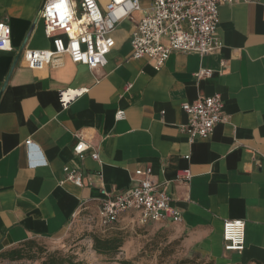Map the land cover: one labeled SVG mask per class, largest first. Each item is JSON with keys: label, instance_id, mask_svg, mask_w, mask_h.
<instances>
[{"label": "crops", "instance_id": "crops-1", "mask_svg": "<svg viewBox=\"0 0 264 264\" xmlns=\"http://www.w3.org/2000/svg\"><path fill=\"white\" fill-rule=\"evenodd\" d=\"M42 2L0 0L12 44L0 51V251L53 237L80 211L98 216L102 187L118 193L149 166L180 214L167 222L193 251L216 264H264V0L221 4V46L204 55L174 51L158 70L130 55V33L151 4L139 0L142 10L112 31L104 66L61 54L35 71L22 52L52 47L38 17ZM202 68L211 73L197 78ZM65 87L87 90L61 108ZM214 93L223 119L209 137L190 140L181 103ZM118 109L125 117L116 120ZM67 170L79 172L81 185ZM184 170L187 180L179 179ZM137 215L118 220L137 222ZM226 219L245 222L241 252L224 249Z\"/></svg>", "mask_w": 264, "mask_h": 264}, {"label": "built area", "instance_id": "built-area-1", "mask_svg": "<svg viewBox=\"0 0 264 264\" xmlns=\"http://www.w3.org/2000/svg\"><path fill=\"white\" fill-rule=\"evenodd\" d=\"M242 0H151L148 9L141 13L130 33L131 57L146 56L158 70L174 51L207 54L221 46L216 34L221 4ZM139 0H43L38 17L43 20L44 34L51 38L50 48H25L22 60L35 71L42 70L55 55L66 54L74 63L90 69L105 65L106 55L113 46L112 31L134 11H141ZM12 49L10 26L0 21V51ZM211 70L200 69L197 78L209 76ZM129 87V85H127ZM87 88L65 87L58 90V102L66 108ZM223 101L219 93L181 103L187 121L181 129L190 140L207 138L222 117ZM116 120L125 117L118 109ZM30 145L31 141L26 140ZM78 148H83L80 142ZM92 158H97L93 154ZM188 158V155L185 156ZM35 165V164H32ZM134 184L118 193L100 189L98 220L100 227H110L125 212H136L137 222L180 220L179 212L170 205L164 184L158 183L151 167L134 171ZM179 179L187 180L190 172L184 170ZM67 178L81 185V176L67 170ZM76 215L73 216L72 220ZM245 222L226 219L222 224L224 249L241 252L244 248Z\"/></svg>", "mask_w": 264, "mask_h": 264}, {"label": "rangeland", "instance_id": "rangeland-1", "mask_svg": "<svg viewBox=\"0 0 264 264\" xmlns=\"http://www.w3.org/2000/svg\"><path fill=\"white\" fill-rule=\"evenodd\" d=\"M112 226L103 232L94 211H80L59 234L32 238L14 246L20 248V258L12 260L0 253V264H48L51 256L63 260V264H69L70 260L72 264H122L117 260H128L133 264H216L193 251L184 234L167 221L139 224L120 218ZM117 231L123 232L125 240L116 260L92 249V233L109 235Z\"/></svg>", "mask_w": 264, "mask_h": 264}, {"label": "trees", "instance_id": "trees-1", "mask_svg": "<svg viewBox=\"0 0 264 264\" xmlns=\"http://www.w3.org/2000/svg\"><path fill=\"white\" fill-rule=\"evenodd\" d=\"M112 227L113 226L105 227V228L101 227V228H102V231L105 232ZM91 239H92V249L97 254L106 256L110 260H116V257L118 253L120 252V249L124 243L125 235L123 234L122 231H117L109 235H100L97 233H92ZM19 249L20 248L12 247L10 249L3 250L0 253H3V254L5 253L6 257L14 260V259L21 257V251ZM117 261L121 262L122 264H133L132 262L128 260H117ZM72 263L73 262L70 260L69 264H72ZM48 264H63V260H59L51 256L49 258ZM175 264H180V262L178 263L176 262Z\"/></svg>", "mask_w": 264, "mask_h": 264}]
</instances>
